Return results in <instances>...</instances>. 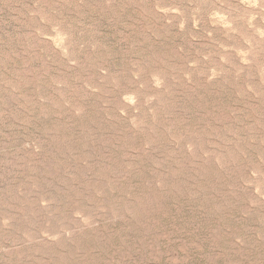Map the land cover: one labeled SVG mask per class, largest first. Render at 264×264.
<instances>
[{
  "label": "rangeland",
  "instance_id": "374dc122",
  "mask_svg": "<svg viewBox=\"0 0 264 264\" xmlns=\"http://www.w3.org/2000/svg\"><path fill=\"white\" fill-rule=\"evenodd\" d=\"M0 264H264V0H0Z\"/></svg>",
  "mask_w": 264,
  "mask_h": 264
}]
</instances>
